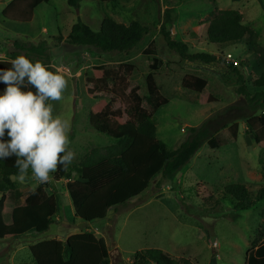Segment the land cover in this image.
Listing matches in <instances>:
<instances>
[{
    "label": "rangeland",
    "instance_id": "rangeland-1",
    "mask_svg": "<svg viewBox=\"0 0 264 264\" xmlns=\"http://www.w3.org/2000/svg\"><path fill=\"white\" fill-rule=\"evenodd\" d=\"M9 1L0 0V44L9 54L15 48V40L47 41L52 71L59 70L68 80L62 99L49 100L48 104L53 107L54 117L58 115L70 122L68 149L75 153L73 163L80 164L94 149L114 143L93 127L90 115L109 106L122 114L103 121L125 122L130 117L133 87H138V93L143 95L160 90L169 99L155 114L157 136L169 149L178 148L195 126L206 125L215 131L236 122L239 129L236 142L215 149L204 144L172 179L157 176L141 195L111 209L105 219L86 222L74 217L72 208L64 206L68 180L58 178L56 172L50 173L46 188L59 204L52 222L45 231L17 236L7 213V236L0 240V264H35L31 244L49 237L61 236L65 240L87 231L105 238L112 264H133L136 251L147 248H161L176 258H190L193 264H246V252L263 222L260 212L264 200L236 211L235 201L224 189L229 183H243L254 197L264 186V133H250L246 120L240 119L247 111L248 99L238 91L241 83L228 67L233 61L227 54H232L239 64L244 61L242 71L250 95L264 90L254 86L263 65L248 39L223 45L211 43L207 27L214 11L238 10L243 14V24L259 34L258 43L264 47V0H81L79 8L68 0H50L34 10L30 21L5 18L2 13ZM168 9L175 17L177 39L188 42L191 52L222 55L228 63L182 60L160 33ZM105 16L126 24L139 20L151 31L130 52L100 53L88 47L66 46L54 38L59 33L67 37L79 18L99 30ZM152 40L164 60L157 71L150 68V56L142 53ZM120 63H133L135 68L118 80L109 81L105 89L97 79L106 72L96 66L115 67ZM187 74L207 79L206 92L184 88L182 80ZM12 179L19 187L38 184L31 173L23 183L17 177Z\"/></svg>",
    "mask_w": 264,
    "mask_h": 264
},
{
    "label": "trees",
    "instance_id": "trees-1",
    "mask_svg": "<svg viewBox=\"0 0 264 264\" xmlns=\"http://www.w3.org/2000/svg\"><path fill=\"white\" fill-rule=\"evenodd\" d=\"M50 0H12L4 8L2 15L17 21H30L34 10L42 3ZM81 0H68L69 4L80 7ZM100 2H120L125 0H94ZM172 9L166 10L165 19L160 26V33L168 47L178 53L180 58L193 63L204 64L226 63L222 55L209 52H191L188 42L177 39L173 32L175 17ZM207 27V39L219 45L248 39L253 51L262 63V72L255 79L254 86L264 87V47L258 41L259 34L243 24V14L238 10L214 11ZM151 28L139 20L126 24L110 16H105L99 30L92 29L80 18L72 25L67 37L59 33L54 38L65 42L66 46H83L95 49L100 53L130 52ZM14 50L9 54L4 44L0 50L8 55L7 60H0V69L11 67L10 61L24 54L33 62L39 60L52 71L50 46L47 41L38 43L14 41ZM150 56V68L159 70L164 60L158 56L155 41H150L142 52ZM228 63V62H227ZM240 66L229 63V68L241 83L238 91L248 102L247 111L240 116L247 122L250 133H264V90L260 89L250 95ZM105 70V76L97 82L107 89L109 81H116L123 75L131 73L133 63H120L112 67L107 64L96 66ZM125 72V73H124ZM125 78V77H124ZM207 79L187 74L182 86L192 91L206 92ZM7 85L0 83V94ZM139 88L131 89L132 104L128 109L129 119L123 123L110 124L103 120L117 117L120 110H111L109 106L98 113L90 115L93 127L114 140V143L103 149H94L86 154L80 164L72 163L67 170L57 168V176L68 180L66 184L69 197L74 208V217L86 222L105 219L111 209L127 204L131 199L141 195L154 178L162 175L164 179H172L201 149L204 144L215 149L237 141L239 124L234 122L220 130L211 131L206 125L190 128V134L178 148L169 149L167 144L157 136L155 114L169 99L160 90H153L149 95L138 93ZM250 95V96H249ZM48 103V101H46ZM244 112V110H243ZM9 137L7 131L3 138ZM16 157L0 159V240L7 236L6 214L9 213L17 236L31 231H45L58 210V198L50 195L46 183H38L35 187L28 185L19 187L13 181L17 177ZM11 160V161H10ZM31 172L29 171V174ZM224 193L235 201L236 211L246 210L251 205L264 200V186L253 197L246 184L229 183ZM263 218L258 229V236L246 252V264H264V209L260 212ZM35 264H112L111 254L104 237L94 232H78L69 236L66 241L50 238L29 246ZM133 264H193L190 258H176L161 248H147L136 251Z\"/></svg>",
    "mask_w": 264,
    "mask_h": 264
},
{
    "label": "clouds",
    "instance_id": "clouds-1",
    "mask_svg": "<svg viewBox=\"0 0 264 264\" xmlns=\"http://www.w3.org/2000/svg\"><path fill=\"white\" fill-rule=\"evenodd\" d=\"M10 64L0 69V83L7 85L0 94V159L16 157L20 183L29 178V170L36 182L47 183L58 166L67 170L75 160L68 149L70 122L54 117L52 105L46 103L62 99L68 80L59 70L51 71L24 54Z\"/></svg>",
    "mask_w": 264,
    "mask_h": 264
},
{
    "label": "crops",
    "instance_id": "crops-1",
    "mask_svg": "<svg viewBox=\"0 0 264 264\" xmlns=\"http://www.w3.org/2000/svg\"><path fill=\"white\" fill-rule=\"evenodd\" d=\"M11 1V0H10ZM9 1V2H10ZM8 2V3H9ZM120 2H122V1H120ZM7 3V4H8ZM9 60V59H8ZM66 195H67V199H65V201H64V206L65 205H67V207L68 206H70L71 208H72V211H73V213H74V208L72 207L73 205H72V201H70L71 199H70V197H69V193H68V191H67V188H66ZM66 203V204H65ZM50 238H52V237H49V238H47V239H50ZM53 238H56V237H53ZM58 239H61V240H63V241H66L67 240V238L64 240L61 236H58Z\"/></svg>",
    "mask_w": 264,
    "mask_h": 264
},
{
    "label": "built area",
    "instance_id": "built-area-1",
    "mask_svg": "<svg viewBox=\"0 0 264 264\" xmlns=\"http://www.w3.org/2000/svg\"><path fill=\"white\" fill-rule=\"evenodd\" d=\"M228 56V59L229 60H232L233 62H231V63H234L235 65H238L239 64V62L237 61V60H234V58L232 59V54H227ZM8 59V55H6V53H4V52H2L1 50H0V60H7Z\"/></svg>",
    "mask_w": 264,
    "mask_h": 264
},
{
    "label": "water",
    "instance_id": "water-1",
    "mask_svg": "<svg viewBox=\"0 0 264 264\" xmlns=\"http://www.w3.org/2000/svg\"><path fill=\"white\" fill-rule=\"evenodd\" d=\"M175 30H174V28H173V32H174Z\"/></svg>",
    "mask_w": 264,
    "mask_h": 264
}]
</instances>
